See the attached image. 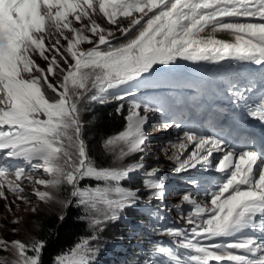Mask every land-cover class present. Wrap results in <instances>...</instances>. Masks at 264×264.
Masks as SVG:
<instances>
[{
	"label": "snow or ice",
	"instance_id": "obj_1",
	"mask_svg": "<svg viewBox=\"0 0 264 264\" xmlns=\"http://www.w3.org/2000/svg\"><path fill=\"white\" fill-rule=\"evenodd\" d=\"M101 14L114 30L93 19ZM121 17L128 19L127 26L119 23ZM73 22L81 26L74 27ZM218 32L229 34L234 42L217 39ZM83 44L92 47L85 51ZM37 55L45 67L36 63ZM177 60L214 64L235 60L264 68V0H0V198L7 199V188L17 200L31 204L23 195L27 181L45 189L34 188L32 193L42 203L82 207L81 219L86 218L95 232L118 220L139 201L138 192L121 187V182L145 168L143 153L149 139L145 125L150 113L162 109L137 101L129 104L125 128L102 142L115 157L109 167H99L90 158L81 112L92 103L124 101L121 86L139 83L154 66ZM123 108L120 104L117 114ZM249 115L264 122V96ZM153 127L167 131L181 125L164 120ZM179 139L173 147L180 151L170 157L174 172L199 167L222 175L205 190L206 204L182 194V203L190 206L189 212L181 213L193 225L190 235L179 229H167V234L182 238L179 247L187 255L182 258L172 248L157 245L155 253L162 258L158 264H264V243L248 234L264 235L261 154L250 145L237 152L194 131H184ZM220 152L214 164L211 158ZM133 154H141L138 162L124 164ZM41 171L48 178L33 179ZM158 172L153 168L144 181L151 192L149 202L162 201L166 195ZM9 175L15 179L9 180ZM86 179L103 186L81 187ZM65 190L68 195L59 198ZM30 210L37 212L36 207ZM45 246L40 240L0 239V250L16 256L13 261L0 259V264H41ZM95 251L84 239L56 256L54 264H90Z\"/></svg>",
	"mask_w": 264,
	"mask_h": 264
},
{
	"label": "rangeland",
	"instance_id": "obj_2",
	"mask_svg": "<svg viewBox=\"0 0 264 264\" xmlns=\"http://www.w3.org/2000/svg\"><path fill=\"white\" fill-rule=\"evenodd\" d=\"M93 18L99 24L102 25L103 17L101 15L94 16ZM195 65L196 67H199V63H196ZM173 67L174 69L176 68L182 69L186 73V75H192L193 73L192 72L193 71L192 62L181 60V61H178L177 63L175 62L173 64ZM166 68L167 66H163V69H166ZM204 70H205V73L209 76H211L214 71L213 67H207ZM230 80H231V86L234 87L236 85L237 79H235L234 77H231ZM220 84L222 85L223 82L221 81ZM125 87L127 90H132L134 87V84L132 83L129 85H125ZM211 87L213 88V84H211ZM231 91H233V88L231 89ZM229 94L234 96L235 92H231ZM211 96L213 97V100L218 103L216 107H213V106L211 107V117L214 118L217 115V112H225V113L232 112L233 114L237 113V111L233 109V105L236 103H239L238 98L233 99V105L228 107L225 105V102H224L225 99L223 98L222 94L212 89ZM189 111L191 115L195 116L194 112H192L191 110ZM166 114L175 116L173 102H172V106L170 107V110L166 111ZM81 119H83L82 114H81ZM164 120L175 121L179 123L181 127L180 129L172 128L167 131H164V130L157 131L155 128H150L151 131H149V133H153L154 136H151L150 139H148L147 152L145 154L147 156L154 157V163L156 164L157 168L165 172V176L167 179V181L164 182V185L166 187L165 196L168 198L170 195L174 194L175 190L169 183L172 181V178L180 174L183 176L182 180L185 185L183 187L184 191L182 194L188 193L193 198H198L202 202V204L208 203L207 196H203L204 192H200L201 188L203 189L205 185L202 184L201 186H199L197 184V183L205 182L206 178L203 176L205 175V170L198 167V169H193V170H189L186 172H181V173L174 172L172 169L175 167V164L170 159V157L174 154H178L180 150L176 147H173V145L178 144L180 142L179 138H182L184 131H194L203 136H208V137L219 139L224 143V145L226 144L227 134L223 133L220 127L212 126L211 121H206V122L193 121L191 123L185 120L183 117L171 119L169 116H163V118L159 119L160 124ZM88 128L89 127L87 125H84L83 139L85 140V137H87L89 143L91 145L92 143L95 145L98 138H91ZM191 148L192 146L189 145L188 151H191ZM252 148H254L257 152H261L258 146H255V147L252 146ZM101 149H103V147H101ZM185 155H187V152H185ZM221 155H222V152L214 153L213 157L211 158L213 163H215V161L218 158H220ZM113 158L115 157L113 156ZM191 177H194V180H191L190 179ZM36 178L47 179V176L43 174L41 171L38 174V176L33 177V179H36ZM28 185L33 190L34 188H40L41 190H45L41 188V186L35 185L34 183H28ZM67 195H68L67 190H65L59 194V198H64ZM29 196L33 202V205L30 208H26L24 205L17 207L15 206L14 203L11 202L12 207H11V211H9L8 210L9 206H6L4 203L0 201V231H1L0 239H5L7 241L20 240L25 243H29L33 240H37V238L34 236L35 232H33V229L36 226V221H37L36 219L39 218L38 213L46 212L48 210L63 212L68 208L67 207V208L62 209L61 206L56 203H47V204L40 203V201H38L32 194ZM177 198L178 196L170 200H176ZM177 204H180V208L178 209L176 207L175 210L172 211V215H174V220L172 223L174 224V227L186 233L187 235H190V228L185 226L186 225L185 220H184L185 218H183V216L181 215V213L185 214L187 211V210L184 211V206H183L181 197H179L178 200H176V202L174 203V205H177ZM32 207L37 208V212L34 214L30 210ZM13 221H19V223L14 224ZM14 230H15V234H13ZM249 235H257V236H260L264 240V236L259 234L258 232H251V234ZM84 239H87L90 241V239L87 237L83 238L82 240ZM181 239L182 238H177L176 240H177V247L180 250L179 251V253L181 254L180 256L183 258V257H186L187 253L184 249L179 247ZM217 242H222V241H217ZM93 249L96 250L94 257H109L110 256L106 247L101 246L100 243H96ZM69 251L65 253H68ZM15 258H16L15 253L12 252L11 250L9 251L0 250V259H6L8 261H13L15 260ZM212 264H216V262H212ZM225 264H227V262H225Z\"/></svg>",
	"mask_w": 264,
	"mask_h": 264
},
{
	"label": "trees",
	"instance_id": "obj_3",
	"mask_svg": "<svg viewBox=\"0 0 264 264\" xmlns=\"http://www.w3.org/2000/svg\"><path fill=\"white\" fill-rule=\"evenodd\" d=\"M164 101L169 99V96H163ZM82 114V122L89 128L91 138H98L95 145L89 143L87 137H85L88 154L94 163L99 167H109L115 162L113 155L108 154L106 151L101 149L102 142L105 138L117 134L123 128V118L116 115L114 109L111 106H101L91 104L84 108ZM139 155L133 154L127 157L123 163L131 164L138 162ZM148 162L143 161L145 168L142 174L136 173L131 176L130 180L121 182V187L129 190H134L138 192L139 201L133 206L126 208L116 220L111 225H103L102 230L95 232L89 225L88 220L81 219L84 217L85 213L82 207L77 206L73 203L63 212H57L53 210H48L46 212H39V218L36 219V226L33 232L37 240L43 241L45 247L42 250L41 264H54V258L62 253L69 251L77 243H79L84 237L91 238L93 235H102L105 231L110 232L109 236V249L114 251L116 246L120 243L123 236H129L132 233L135 237H132L133 241L146 246L148 253L152 255L155 252L156 239L152 237V233L144 231L141 228H133V223L144 222V217H152V213L149 211V206L155 203H162L163 200L152 199L149 202L151 196L150 190H148L144 181L149 179L147 172L151 171L154 166L152 158H146ZM139 172V171H138ZM159 178L164 183L167 181L166 176L163 173H158ZM103 186L102 182H96L94 180L86 179L81 182V187H95L97 184ZM42 203V202H40ZM64 215V219L61 221L59 219L60 215ZM106 258L101 257L99 261L90 264H103Z\"/></svg>",
	"mask_w": 264,
	"mask_h": 264
},
{
	"label": "bare ground",
	"instance_id": "obj_4",
	"mask_svg": "<svg viewBox=\"0 0 264 264\" xmlns=\"http://www.w3.org/2000/svg\"><path fill=\"white\" fill-rule=\"evenodd\" d=\"M215 36L217 39H221L227 42H234L233 37L224 32H218L215 34ZM194 63L202 64L204 62ZM218 64L223 65L228 70V73L231 75V77L237 79L236 85L233 87L232 92H236L239 87H241V89L243 88L244 90L245 87H247L248 92L250 91V93L248 94L249 97L252 94V91L249 87L252 81L261 80L264 83V68L260 66L250 63L238 62L235 60H225ZM145 85H149V83H146ZM243 97H245V95H243ZM243 122H246L245 118L243 119ZM248 234H251V232H249Z\"/></svg>",
	"mask_w": 264,
	"mask_h": 264
},
{
	"label": "clouds",
	"instance_id": "obj_5",
	"mask_svg": "<svg viewBox=\"0 0 264 264\" xmlns=\"http://www.w3.org/2000/svg\"><path fill=\"white\" fill-rule=\"evenodd\" d=\"M34 59L36 60V63L39 64L41 67H45L46 66V62L44 60L40 59L38 55L35 56Z\"/></svg>",
	"mask_w": 264,
	"mask_h": 264
}]
</instances>
